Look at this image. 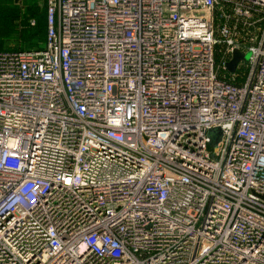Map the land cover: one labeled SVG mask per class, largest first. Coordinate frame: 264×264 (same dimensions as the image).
<instances>
[{
  "label": "built area",
  "instance_id": "built-area-1",
  "mask_svg": "<svg viewBox=\"0 0 264 264\" xmlns=\"http://www.w3.org/2000/svg\"><path fill=\"white\" fill-rule=\"evenodd\" d=\"M44 1L0 50V264H264V0Z\"/></svg>",
  "mask_w": 264,
  "mask_h": 264
},
{
  "label": "rangeland",
  "instance_id": "rangeland-1",
  "mask_svg": "<svg viewBox=\"0 0 264 264\" xmlns=\"http://www.w3.org/2000/svg\"><path fill=\"white\" fill-rule=\"evenodd\" d=\"M44 6V0H0V50L5 46L17 45L22 39L19 36L24 28H29L28 6ZM42 7L41 8L42 10ZM249 56L245 53V58Z\"/></svg>",
  "mask_w": 264,
  "mask_h": 264
},
{
  "label": "trees",
  "instance_id": "trees-1",
  "mask_svg": "<svg viewBox=\"0 0 264 264\" xmlns=\"http://www.w3.org/2000/svg\"><path fill=\"white\" fill-rule=\"evenodd\" d=\"M32 4V6H28L27 10L29 11L30 20L34 21L33 24L28 23L29 28H24L19 34L21 37V43L19 42L17 45L5 46L3 49H38L41 48L45 38V30H46V22H45V1L44 6Z\"/></svg>",
  "mask_w": 264,
  "mask_h": 264
},
{
  "label": "water",
  "instance_id": "water-1",
  "mask_svg": "<svg viewBox=\"0 0 264 264\" xmlns=\"http://www.w3.org/2000/svg\"><path fill=\"white\" fill-rule=\"evenodd\" d=\"M243 58V54L239 51H233L231 60L227 63V69L232 72L239 60Z\"/></svg>",
  "mask_w": 264,
  "mask_h": 264
}]
</instances>
